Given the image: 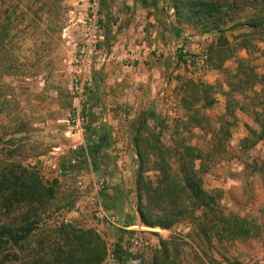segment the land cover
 Listing matches in <instances>:
<instances>
[{"label":"rangeland","instance_id":"374dc122","mask_svg":"<svg viewBox=\"0 0 264 264\" xmlns=\"http://www.w3.org/2000/svg\"><path fill=\"white\" fill-rule=\"evenodd\" d=\"M93 1L0 0V150L5 149L0 161L35 167L46 181L58 179L53 205L61 208L23 250H7L0 264H21L29 259L49 264L50 246L63 243L53 231L63 225L93 231L106 244L104 264H111L118 230L133 216L135 225L125 229L134 234L123 243L124 250L134 256L127 264L150 263L161 239L172 237L179 238L178 260L182 264H264V176L255 169V161L264 160V142L248 152L241 151V140L249 134L247 128L256 129L257 125L242 111L227 112L224 78L214 68L224 60V67H234L237 58L251 57L264 72L262 6L254 0H237L239 9L223 35H201L183 23L181 27L189 36L176 38L168 29L171 23L176 24L169 0H158L153 11L143 9L135 0H108L105 7L99 5L94 10ZM251 19L259 20L263 31L234 27ZM95 24L102 39L95 43L89 68L87 63L77 62V54L87 45L86 36ZM242 44H247L248 50L241 49ZM180 53L187 63L179 60ZM76 80L79 86H90L81 98L73 89ZM186 80L195 86H215L212 107L204 108L200 96L192 98V115L202 125L185 132L188 143L203 152L208 167L204 188L207 193L222 192L221 205L227 214L248 217L260 225L257 238H214L209 243L189 224L170 230L151 229L141 226L135 215L138 158L132 145V122L153 107L165 122V130L150 121L142 138L161 133L163 144L171 146L176 121L187 118L181 102V86ZM91 99L98 106L90 111L87 105ZM78 109L84 116L82 132L74 131ZM100 124L112 128L116 141L106 160L113 179L106 181L102 172L93 173L86 163H81L82 170L76 173L61 175L60 166L69 154L87 145L86 128ZM9 152L17 156L9 159ZM201 163L197 161L198 168ZM175 170L174 166L172 173ZM116 185L130 192L131 205L120 213L105 215L99 192L104 187L112 191Z\"/></svg>","mask_w":264,"mask_h":264},{"label":"trees","instance_id":"16d2710c","mask_svg":"<svg viewBox=\"0 0 264 264\" xmlns=\"http://www.w3.org/2000/svg\"><path fill=\"white\" fill-rule=\"evenodd\" d=\"M135 1L144 9H157L159 5L158 0ZM254 1L262 6L264 12V0ZM107 4L108 0H100L101 6L105 7ZM169 6L175 9L176 24L171 23L168 29L176 38L189 36L181 27L183 23L194 27L201 35H223L227 31L225 27L228 21L235 17L239 9L237 0H169ZM234 27L263 31L262 23L253 19L235 24ZM240 48L248 50L247 44H242ZM262 56L264 57V51ZM179 60L187 63L182 53L179 54ZM224 61L214 68L219 70L224 78L226 90L222 92L227 100V112L234 114L236 110L242 111L250 115L257 125L256 129L248 127L249 134L241 140V151L248 152L264 142V72L259 71V66L251 57L237 58L234 67H224ZM218 87L220 90L224 86L222 84ZM214 90L215 86H195L191 81L184 82L181 86V102L186 109L187 118L186 121H176L171 146L163 144L161 133H151L142 138V132L148 129L150 121L157 123L160 130H165V122L155 114L153 107L142 112L140 117L132 122V145L138 158V204L135 215L137 214L141 226L170 230L180 224H189L193 232L209 243L214 238L236 241L261 235V226L248 217L225 212L221 205V191L206 192L203 176L208 167L203 162V152L188 143L185 132L201 128L202 125L201 121L192 115V98L200 96L203 107L210 108L216 103L211 96ZM97 104V101L92 103L91 99L87 109L94 110ZM20 131L22 129L17 132ZM86 132L87 145L69 154L60 166L61 175L82 170L79 167L81 163H86L87 169L91 167L93 173L102 172V175H106L105 151L116 142L113 130L106 124H100L96 127L89 125ZM4 152L5 149H1L0 155H4ZM6 156L11 159L17 155L15 152H9ZM31 156L32 154L27 157ZM199 160L202 163L198 168ZM255 162L256 173L264 176V160ZM0 163L1 259L12 247L23 250L30 238L58 214L61 208H54L53 205L58 193V179L46 181L35 167L23 166L21 163ZM174 166L176 170L172 173ZM150 172H155L154 177L148 175ZM112 191L104 187L99 192L100 205L106 213H120L126 206L131 205L130 192H125L121 186L114 187ZM135 222L134 216L129 217L124 228L118 230L117 248L113 254L115 264H127L129 259L134 258L124 250L123 243L130 234H134L125 228L134 226ZM53 232L61 236L63 243L50 246L49 264H104L107 259L106 244L93 231H80L73 225H63ZM178 239H161L160 248L155 250L148 264H182L181 260H178ZM21 264L41 262L29 259ZM230 264L240 263L235 261Z\"/></svg>","mask_w":264,"mask_h":264},{"label":"built area","instance_id":"2783aa9c","mask_svg":"<svg viewBox=\"0 0 264 264\" xmlns=\"http://www.w3.org/2000/svg\"><path fill=\"white\" fill-rule=\"evenodd\" d=\"M99 5H100V0H94L91 7L92 9L96 10L98 9ZM99 32H100V28L98 25L95 24L94 30L86 36L85 41L87 42V45L80 47L78 50V54H77L78 63H87V66L91 68L92 58L94 57L95 49H96L95 43L99 39H102V36L99 35ZM87 87H90V86H79V80H76V83H75V86H73V89L78 94V96L81 98ZM81 121H84V116H83L82 109H78L77 120H76L77 124L75 127L76 129L74 131L79 130L80 132H82ZM72 136H74L73 132H72ZM101 209L103 213L106 215V212L103 210V208ZM111 264H115V261L111 260Z\"/></svg>","mask_w":264,"mask_h":264},{"label":"crops","instance_id":"0c3cea01","mask_svg":"<svg viewBox=\"0 0 264 264\" xmlns=\"http://www.w3.org/2000/svg\"><path fill=\"white\" fill-rule=\"evenodd\" d=\"M135 3H136V1H135ZM136 4H138V3H136ZM158 8V7H157ZM144 9V8H143ZM152 11L153 10H155V9H152V8H150ZM150 21H152L151 19H149ZM125 25V24H124ZM157 28H158V24H157V26H156ZM156 85V84H155ZM153 88H155L156 89V86H152ZM152 88V89H153ZM114 149V146H112L110 149H108V150H106L105 151V158H104V161H105V163L107 164V167H106V175H103V176H105V179H106V181H109L110 179H113V172H111L112 170H111V168H110V165H109V163H107L106 162V160L108 159V157H109V155L112 153V150ZM91 171H92V169H91ZM114 171V170H113ZM93 172V171H92ZM117 186H120V185H116V186H114V187H117ZM113 187V188H114ZM111 192H113V191H111Z\"/></svg>","mask_w":264,"mask_h":264}]
</instances>
